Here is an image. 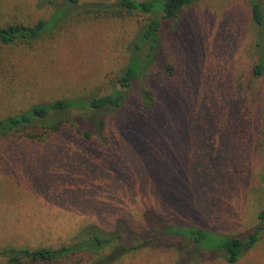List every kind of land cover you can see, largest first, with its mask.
I'll return each mask as SVG.
<instances>
[{
    "label": "rangeland",
    "instance_id": "rangeland-1",
    "mask_svg": "<svg viewBox=\"0 0 264 264\" xmlns=\"http://www.w3.org/2000/svg\"><path fill=\"white\" fill-rule=\"evenodd\" d=\"M250 1L185 6L178 18L164 21L160 43L174 75L155 65L145 70L121 111L58 115L91 119L94 132L106 116L102 135L84 140L68 131L57 148L38 120L27 128L38 138L21 132L0 138V251L59 248L79 240L91 224L115 232L118 216L143 226L144 211L154 208L171 221L225 236L259 227L260 239L235 263L222 252L201 261L187 241L170 236L113 264H264V74L253 73L264 61V31ZM95 2L113 0H81L71 14L66 0H0V27L69 14L31 42H0V119L55 99H90L116 89V76L153 14H87ZM143 90L156 102L150 110L139 103ZM24 141L35 149L22 150ZM84 255L55 264H85ZM7 263L0 256V264Z\"/></svg>",
    "mask_w": 264,
    "mask_h": 264
},
{
    "label": "trees",
    "instance_id": "trees-1",
    "mask_svg": "<svg viewBox=\"0 0 264 264\" xmlns=\"http://www.w3.org/2000/svg\"><path fill=\"white\" fill-rule=\"evenodd\" d=\"M81 0H66V9L69 14ZM198 0H113L112 3H90L85 11L87 14L122 18L136 13H150L153 18L143 25L134 41V55L124 71L116 76V89L105 96H96L90 99H55L50 102L34 105L29 110L17 115H9L0 119V138H8L13 132H21L28 138H38L39 134L27 131L33 123L43 120L44 134H48L54 147H60L63 136L70 133L84 140L94 139L95 133L102 135L105 131V117H101L100 127L96 132L90 120L73 121L58 118L60 112L70 110L91 111L94 114L101 111L114 109L121 111L125 105L132 101L131 91L134 82L142 76L143 72L153 65L157 66L164 74L174 75L175 70L162 58L164 53L160 47L165 31L164 21L175 19L184 7ZM53 3V0H48ZM61 9L60 11H62ZM250 10L253 20L259 29L264 31V7L261 0H251ZM69 14L63 16L59 12L45 20L42 19L34 25L11 24L0 27V42L13 44L16 42H31L47 32L55 29L61 22L69 19ZM148 48L147 53H144ZM145 56V57H144ZM256 77L264 74V61L253 67ZM130 92H129V91ZM139 103L147 110L152 109L156 102L146 90L140 92ZM234 99L237 100L235 96ZM141 101V102H140ZM211 113V112H210ZM94 121V119H93ZM68 138V136L66 137ZM19 143V142H17ZM21 144H23L21 142ZM34 142L24 141V149H35ZM56 149V148H55ZM144 224L133 226L128 218L118 216L115 220V232L105 231L95 224L87 226L80 234L79 240L59 248L44 247L37 249L5 247L0 251V256L7 258V264H55V262L71 256L85 254V264H113L128 252L141 248L151 247L152 241L167 243L170 236L180 237L193 246L201 261H211L216 258V252H222L228 263L237 262L248 250L253 248L260 239V228H254L239 236H225L212 232L210 229L200 227L195 223L182 224L171 221L164 214L154 208H148L143 213ZM260 222L264 223V211L259 213ZM136 240V242H134ZM140 241V242H137ZM163 244V245H164ZM158 246V245H157ZM113 247L110 253H105Z\"/></svg>",
    "mask_w": 264,
    "mask_h": 264
}]
</instances>
